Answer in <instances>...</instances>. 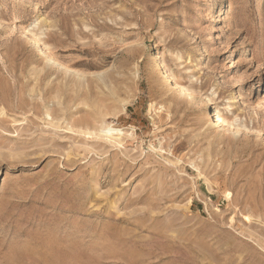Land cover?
<instances>
[{
	"label": "rangeland",
	"instance_id": "1",
	"mask_svg": "<svg viewBox=\"0 0 264 264\" xmlns=\"http://www.w3.org/2000/svg\"><path fill=\"white\" fill-rule=\"evenodd\" d=\"M0 264H264V0H0Z\"/></svg>",
	"mask_w": 264,
	"mask_h": 264
},
{
	"label": "bare ground",
	"instance_id": "2",
	"mask_svg": "<svg viewBox=\"0 0 264 264\" xmlns=\"http://www.w3.org/2000/svg\"><path fill=\"white\" fill-rule=\"evenodd\" d=\"M37 23V22H36ZM25 34H28L29 38L32 40V42L38 46L41 50L42 57L48 59L50 62H57V59L53 56L52 52L50 51V48L47 44L39 45L40 42V36L38 34H35L33 32L25 30ZM62 66V69L68 70L67 66L63 63H60ZM164 66V60L163 57L160 55H157V60L155 63L152 64L151 69L153 74L162 73L164 80H168L170 82V85H172V89L174 93L184 97L190 106H195L198 104V108L205 109L206 112H203L202 115L204 118H208V125L213 126L214 118L218 119L219 122L225 124V127L227 128V131L234 133H238L240 131V127L235 128L234 122L227 120L224 117H217L216 115H213V112H210V108L207 105V102L202 97V92L195 87V82L197 83L199 80L195 79L194 82L192 81L190 84H183L179 76H177L174 72L167 70L166 68H163ZM173 83L174 87H173ZM126 111V108L124 107L123 112ZM85 122V120H84ZM99 134L102 139L106 141H111L115 143L116 145H121L123 138L128 137V133L125 132L124 129H117L114 128L112 125H101V127L98 129Z\"/></svg>",
	"mask_w": 264,
	"mask_h": 264
}]
</instances>
